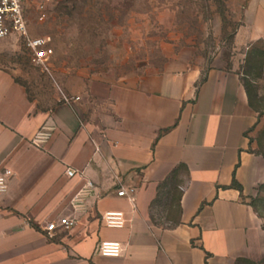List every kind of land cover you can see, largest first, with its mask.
<instances>
[{"label": "crops", "instance_id": "obj_1", "mask_svg": "<svg viewBox=\"0 0 264 264\" xmlns=\"http://www.w3.org/2000/svg\"><path fill=\"white\" fill-rule=\"evenodd\" d=\"M259 39L264 0H248L234 41ZM12 44L0 39V171L13 172L0 191V264H236L264 254V218L251 202L264 155L250 149L258 113L240 66L213 67L205 80L200 68L144 66L101 105L83 93L70 104L69 79L55 76L69 68L46 69ZM182 164L179 219L165 227L153 205ZM120 181L136 187L134 201L118 195ZM106 211H123L125 226L105 225ZM62 216L75 226L45 230ZM104 240L122 253L101 254Z\"/></svg>", "mask_w": 264, "mask_h": 264}, {"label": "rangeland", "instance_id": "obj_2", "mask_svg": "<svg viewBox=\"0 0 264 264\" xmlns=\"http://www.w3.org/2000/svg\"><path fill=\"white\" fill-rule=\"evenodd\" d=\"M248 0H50L42 17L38 0L25 7L31 37H50V65L69 68L56 80L69 79L71 99L79 93L101 105L103 94L128 74L151 68L240 66L258 122L249 131L250 149L264 155V39L238 46L235 33ZM12 50L32 54L25 38L12 35ZM85 78L86 90L81 92ZM66 91V89H65ZM97 92V95L94 94ZM89 97V98H90ZM88 98V99H89ZM98 104V105H99ZM99 105V107H100ZM186 181L179 167L160 186L152 216L170 226L179 219L178 197ZM264 218V187L251 199ZM236 264H264V254Z\"/></svg>", "mask_w": 264, "mask_h": 264}, {"label": "built area", "instance_id": "obj_3", "mask_svg": "<svg viewBox=\"0 0 264 264\" xmlns=\"http://www.w3.org/2000/svg\"><path fill=\"white\" fill-rule=\"evenodd\" d=\"M29 0H0V39L7 38L12 35H19L26 40L27 46L31 49L32 61L44 68L48 69L49 62L54 54L53 48L50 46V37H31L28 32V23L25 17V7ZM50 0H38V6L41 9L42 17L45 15V8ZM65 100L71 104L73 99L64 96ZM75 99V98H74ZM46 136L45 133L39 132L38 138ZM12 170L4 167L0 171V191H4L8 187L9 177L12 175ZM66 174L70 177L82 175L76 169L68 167ZM118 195L124 196L134 201L136 187L130 184H125L120 181ZM93 182L87 181L85 187H92ZM76 218L70 216H62L56 221L47 222L45 230L49 233L59 227L71 229L76 224ZM102 221L109 227H123L127 222V218L123 211H106L102 215ZM98 251L103 255L117 256L122 253L123 246L119 241L104 240L99 244Z\"/></svg>", "mask_w": 264, "mask_h": 264}, {"label": "trees", "instance_id": "obj_4", "mask_svg": "<svg viewBox=\"0 0 264 264\" xmlns=\"http://www.w3.org/2000/svg\"><path fill=\"white\" fill-rule=\"evenodd\" d=\"M205 78L206 77H204V78H202V80H205ZM244 85H245V87H246V89H247V92H248V96H249V101H250V104H251V100H250V94H249V91H248V88H247V86H246V84L244 83ZM252 106V105H251ZM254 127V126H253ZM252 127V128H253ZM251 128V129H252ZM250 141H251V139H250ZM180 167H184L185 169H186V167H185V165L184 164H182V165H180ZM179 168V167H178ZM178 168H176V169H174L173 170V172L174 171H176ZM234 187H237L238 189H240L241 191L243 190V187H242V185L241 184H239V183H237V181H236V179H234V182H233V184H232ZM262 187H264V184L263 185H261V187L260 188H262ZM180 195V194H179ZM178 204V203H177ZM253 205V204H252ZM254 206V205H253ZM178 209H179V206H178Z\"/></svg>", "mask_w": 264, "mask_h": 264}]
</instances>
